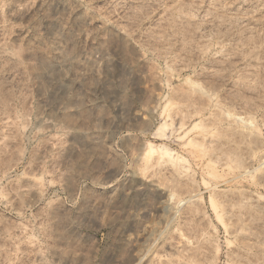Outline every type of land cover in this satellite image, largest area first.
I'll return each instance as SVG.
<instances>
[{
  "label": "rangeland",
  "instance_id": "obj_1",
  "mask_svg": "<svg viewBox=\"0 0 264 264\" xmlns=\"http://www.w3.org/2000/svg\"><path fill=\"white\" fill-rule=\"evenodd\" d=\"M0 264H264V0H0Z\"/></svg>",
  "mask_w": 264,
  "mask_h": 264
},
{
  "label": "bare ground",
  "instance_id": "obj_2",
  "mask_svg": "<svg viewBox=\"0 0 264 264\" xmlns=\"http://www.w3.org/2000/svg\"><path fill=\"white\" fill-rule=\"evenodd\" d=\"M194 143H197V142H194ZM159 153L161 154V157H165L167 158V160L175 162V163L181 160L180 157L172 158V156L170 155L169 151L166 148L161 149Z\"/></svg>",
  "mask_w": 264,
  "mask_h": 264
}]
</instances>
